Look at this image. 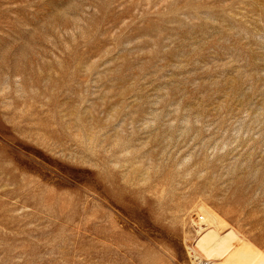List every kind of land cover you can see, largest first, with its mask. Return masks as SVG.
<instances>
[{"label": "rangeland", "instance_id": "rangeland-1", "mask_svg": "<svg viewBox=\"0 0 264 264\" xmlns=\"http://www.w3.org/2000/svg\"><path fill=\"white\" fill-rule=\"evenodd\" d=\"M208 226L264 263V0H0V264H218Z\"/></svg>", "mask_w": 264, "mask_h": 264}, {"label": "bare ground", "instance_id": "bare-ground-1", "mask_svg": "<svg viewBox=\"0 0 264 264\" xmlns=\"http://www.w3.org/2000/svg\"><path fill=\"white\" fill-rule=\"evenodd\" d=\"M210 224L209 222L208 225ZM211 227L208 226L205 229L207 232L200 237L196 244V248L204 257L215 255L219 258L218 264H264L257 252L234 239L231 232L220 237ZM262 258L264 257L262 256ZM197 264H199L198 259Z\"/></svg>", "mask_w": 264, "mask_h": 264}, {"label": "built area", "instance_id": "built-area-1", "mask_svg": "<svg viewBox=\"0 0 264 264\" xmlns=\"http://www.w3.org/2000/svg\"><path fill=\"white\" fill-rule=\"evenodd\" d=\"M199 264H212V263L206 260H199Z\"/></svg>", "mask_w": 264, "mask_h": 264}]
</instances>
